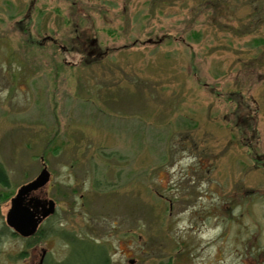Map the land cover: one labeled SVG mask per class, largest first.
Returning a JSON list of instances; mask_svg holds the SVG:
<instances>
[{
	"label": "rangeland",
	"instance_id": "1",
	"mask_svg": "<svg viewBox=\"0 0 264 264\" xmlns=\"http://www.w3.org/2000/svg\"><path fill=\"white\" fill-rule=\"evenodd\" d=\"M42 163L49 253L264 264V0H0V213Z\"/></svg>",
	"mask_w": 264,
	"mask_h": 264
},
{
	"label": "flooded vegetation",
	"instance_id": "2",
	"mask_svg": "<svg viewBox=\"0 0 264 264\" xmlns=\"http://www.w3.org/2000/svg\"><path fill=\"white\" fill-rule=\"evenodd\" d=\"M85 48L86 49H99V47L96 45H90ZM41 190L30 194L26 198L25 204L28 203V201L31 198L38 199L41 202H45L47 199L42 198L39 194ZM14 196L15 195H13V197ZM9 208H10V204H9ZM8 210H6L5 214L0 213V221L2 222V224L4 225L8 233L10 234V236L13 239L18 240L21 243V247H24V250L22 251V253H16V254H4V255L0 254V255H3L4 257V259L0 260V264H4L5 262H8L9 264H126L127 262L129 264L134 263L133 259H128L127 256H125L124 254L122 255V258H123L122 262L120 261L121 260L120 255H119V258L117 254H113L112 256L107 255L106 249H104L103 245H101L98 241H97L98 246H99L98 251H100V253L96 254L95 252H89V250H87L88 251L87 252L86 249L79 251V248H77L79 247L77 246L79 245V243L81 242L86 243L87 241L93 242L94 240L92 238L90 240H83L77 236L74 237L72 250L74 249V252L79 251L78 254L73 255L72 253H70L62 257L60 255H55L51 252L49 253V250L47 249V247L42 246L43 245L42 243L46 241L48 238H50L51 235L52 236L57 235L56 233L57 229H55V227L52 228V225L50 226L48 225L49 224L48 221H50L52 218L56 216V207H55L54 214L45 218L38 225L35 232L31 236H28V237H23L19 235L17 232H15L12 228H10L6 224V214ZM119 244L122 245V242H119ZM88 245L89 244L86 243L85 247H88ZM110 256L115 257L113 261L111 260ZM70 260L72 261L71 263H70Z\"/></svg>",
	"mask_w": 264,
	"mask_h": 264
},
{
	"label": "water",
	"instance_id": "3",
	"mask_svg": "<svg viewBox=\"0 0 264 264\" xmlns=\"http://www.w3.org/2000/svg\"><path fill=\"white\" fill-rule=\"evenodd\" d=\"M50 177V172L43 164V168L36 178L22 185L10 201L6 224L23 237L31 236L38 225L55 212L56 205L51 199L41 202L31 198L25 204V200L30 194L43 189L49 183Z\"/></svg>",
	"mask_w": 264,
	"mask_h": 264
},
{
	"label": "trees",
	"instance_id": "4",
	"mask_svg": "<svg viewBox=\"0 0 264 264\" xmlns=\"http://www.w3.org/2000/svg\"><path fill=\"white\" fill-rule=\"evenodd\" d=\"M96 50H97L96 52L91 51L90 53H88V55H91L92 53H94V55L96 54L97 56H99L100 52L98 51V49H96ZM0 186L1 187H7L8 186V177L6 175L5 170L3 169V167L1 165H0Z\"/></svg>",
	"mask_w": 264,
	"mask_h": 264
}]
</instances>
